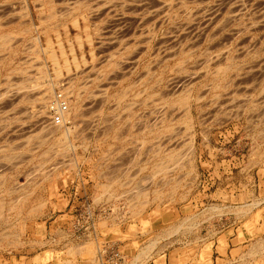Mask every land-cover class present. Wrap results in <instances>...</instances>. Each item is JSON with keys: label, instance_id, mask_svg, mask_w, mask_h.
<instances>
[{"label": "rangeland", "instance_id": "374dc122", "mask_svg": "<svg viewBox=\"0 0 264 264\" xmlns=\"http://www.w3.org/2000/svg\"><path fill=\"white\" fill-rule=\"evenodd\" d=\"M0 95V264H264V0H0Z\"/></svg>", "mask_w": 264, "mask_h": 264}, {"label": "bare ground", "instance_id": "6f19581e", "mask_svg": "<svg viewBox=\"0 0 264 264\" xmlns=\"http://www.w3.org/2000/svg\"><path fill=\"white\" fill-rule=\"evenodd\" d=\"M70 1V0H69ZM113 1V0H112ZM183 1V0H182ZM78 2V1H77ZM79 2H80V0H79ZM26 4V3H25ZM79 4V3H78ZM24 5V4H23ZM106 5V4H105ZM108 5V4H107ZM159 5V4H158ZM25 6V5H24ZM43 6V5H42ZM24 9H25V7H24ZM137 11V10H136ZM23 12H25V11H23ZM155 13V12H154ZM234 13V12H233ZM3 16V15H2ZM15 17V16H14ZM45 17V16H44ZM60 17V16H59ZM77 19V18H76ZM167 19V18H166ZM43 20V19H42ZM77 22V21H76ZM75 22V23H76ZM10 23V22H9ZM249 24V23H248ZM257 24V23H256ZM2 35V34H1ZM3 36V35H2ZM13 36V35H12ZM7 37V36H6ZM14 37V36H13ZM12 37V38H13ZM3 38V37H2ZM11 38V39H12ZM6 40V39H5ZM36 40V39H35ZM7 41V40H6ZM39 41V40H38ZM41 41V40H40ZM49 41V40H48ZM47 41V42H48ZM103 43V42H102ZM32 44V43H31ZM38 45V44H37ZM82 45V44H81ZM50 46H51V44H50ZM72 47V46H71ZM10 48V47H9ZM42 48V47H41ZM137 48V47H136ZM15 49V48H14ZM13 49V50H14ZM22 51V50H21ZM39 52V51H38ZM53 52V51H52ZM73 52H74V50H73ZM63 54H64V52H62ZM221 55V54H220ZM225 55H226V53H225ZM3 56V55H2ZM52 56H55V55H52ZM64 56V55H63ZM74 57V56H73ZM218 57V56H217ZM75 58V57H74ZM21 59V58H20ZM56 60V59H55ZM75 60V59H74ZM164 60V59H163ZM66 61H67V59H66ZM43 62V61H42ZM23 63V62H22ZM67 63V62H66ZM116 63V62H115ZM43 64V63H42ZM55 64H57V65H55L58 69H59V64H58V62H56ZM69 64L67 63V65L66 66H68ZM43 66V65H42ZM77 66V65H76ZM230 66V65H229ZM40 67H41V65H40ZM39 67V68H40ZM94 67V66H93ZM69 68V67H68ZM58 69H57V72H58ZM221 69V68H220ZM42 70V69H41ZM60 70V69H59ZM70 70V69H69ZM43 72V71H42ZM44 73H45V71H44ZM59 74H61V73H59ZM46 76V75H45ZM68 76V75H67ZM72 77V76H71ZM12 78V77H11ZM25 78V77H24ZM33 78V77H32ZM37 79V78H36ZM25 80V79H24ZM28 80V79H27ZM70 80V79H69ZM175 80V79H174ZM31 81H32V79H31ZM28 85H26V86H24L25 88L27 87ZM38 86H39V84H38ZM176 86H177V84H176ZM30 86H28V91H26L27 89H25V90H23L24 88H22V90L21 89H19L18 88V90H14V92L12 93V94H10V99L13 101V102H16V101H21V100H24L23 98L25 97V99H26V97H31L32 98V96L34 97L35 95H36V89L37 88H34V89H32V90H30L31 89V87L29 88ZM41 87V86H40ZM39 88V87H38ZM42 88V87H41ZM6 91V90H5ZM4 91V92H5ZM39 91V90H38ZM37 91V92H38ZM41 91V90H40ZM3 92V93H4ZM10 93V92H9ZM9 95V94H8ZM7 95V96H8ZM45 95V94H44ZM72 95V94H71ZM1 96V95H0ZM41 96H43V94L41 95ZM187 96L188 95H186V98H187ZM38 97H39V95H38ZM64 97V96H63ZM96 98V97H95ZM165 98V97H164ZM199 98H201V97H199ZM92 99H93V97H92ZM162 99V98H161ZM181 99V98H180ZM190 99V97L189 98H187V100H186V102L188 101ZM197 99V98H196ZM38 100V99H37ZM97 100V99H96ZM199 100V99H198ZM12 102V103H13ZM66 103H67V101H66ZM188 103H190L189 105H188V112L189 113H192V103L191 102H188ZM67 105H68V109H69V104L67 103ZM32 106V105H31ZM39 106V105H38ZM190 106V107H189ZM10 107V106H9ZM32 108V107H31ZM46 108V107H45ZM192 108V109H191ZM30 111H32V110H30ZM69 111V110H68ZM22 112V111H21ZM36 114H34V115H36V117H37V120L35 121V120H33L34 119V117H33V121L34 122H31L29 125H28V123L30 122H28L27 124H26V122H22L21 123V125H20V131H23V133H27V132H31V131H33V130H35V129H37V128H49V129H51V127H52V122L49 124V122L47 123V126L48 127H46V123L45 122H47V120H50V119H47V118H45V116L43 117V113H45V111H44V107L42 106V108L40 107L38 110L36 109ZM47 112V111H46ZM162 112V111H161ZM31 113V115H33L32 113H34V112H30ZM30 113L28 114V116L27 117H29L30 118ZM187 113V112H186ZM27 114V113H26ZM65 114V113H64ZM68 114V113H67ZM12 116V115H11ZM25 118V117H24ZM20 119H23L22 117L20 118ZM163 119V118H162ZM63 120H64V117H63ZM23 121V120H22ZM165 121V120H164ZM27 125V126H26ZM50 125V126H49ZM148 125H150V124H148ZM158 125V124H157ZM74 127V126H73ZM143 128V127H142ZM193 128V127H192ZM17 129V128H16ZM72 129V128H71ZM189 129V128H188ZM43 130V129H42ZM48 130V129H47ZM175 132V131H174ZM29 134V133H28ZM172 136V135H171ZM169 138V137H168ZM191 140V139H190ZM174 141V140H173ZM179 143V142H178ZM182 143V142H181ZM174 144V143H173ZM68 147V146H67ZM175 147H176V145H175ZM67 149V148H66ZM157 151V150H156ZM163 170V169H162ZM118 178V177H117ZM142 191V190H141ZM158 193V192H157ZM1 207L2 206H0V213H1ZM1 216V215H0ZM3 216V215H2ZM146 254H147V252H145ZM256 253V252H255ZM141 257H143V254H141ZM140 257V258H141Z\"/></svg>", "mask_w": 264, "mask_h": 264}, {"label": "built area", "instance_id": "2783aa9c", "mask_svg": "<svg viewBox=\"0 0 264 264\" xmlns=\"http://www.w3.org/2000/svg\"><path fill=\"white\" fill-rule=\"evenodd\" d=\"M62 95L61 91H56L55 98H52L48 103L50 121L59 125L67 123L63 120V115L68 111V105ZM102 250H104L101 252L103 263L118 264L120 262L121 255L118 250L106 246Z\"/></svg>", "mask_w": 264, "mask_h": 264}]
</instances>
